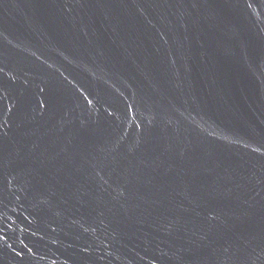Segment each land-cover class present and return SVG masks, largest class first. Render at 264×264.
Listing matches in <instances>:
<instances>
[{
	"label": "water",
	"instance_id": "1",
	"mask_svg": "<svg viewBox=\"0 0 264 264\" xmlns=\"http://www.w3.org/2000/svg\"><path fill=\"white\" fill-rule=\"evenodd\" d=\"M0 264H264V0H0Z\"/></svg>",
	"mask_w": 264,
	"mask_h": 264
}]
</instances>
